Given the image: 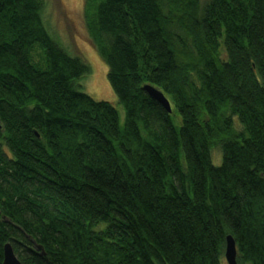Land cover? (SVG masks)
I'll use <instances>...</instances> for the list:
<instances>
[{"label": "trees", "instance_id": "1", "mask_svg": "<svg viewBox=\"0 0 264 264\" xmlns=\"http://www.w3.org/2000/svg\"><path fill=\"white\" fill-rule=\"evenodd\" d=\"M46 4L0 0V264H264V0H83L122 110Z\"/></svg>", "mask_w": 264, "mask_h": 264}, {"label": "rangeland", "instance_id": "2", "mask_svg": "<svg viewBox=\"0 0 264 264\" xmlns=\"http://www.w3.org/2000/svg\"><path fill=\"white\" fill-rule=\"evenodd\" d=\"M47 1V0H46ZM42 15L50 35L68 52L80 55L89 67V72L79 82L80 89L96 101H106L118 108L117 99L107 79V67L97 55L83 19V0H48ZM201 4L206 0H200ZM86 23V22H85ZM121 109V106H119ZM122 110V109H121ZM212 162L219 165L218 149L212 150ZM222 264H226L224 257Z\"/></svg>", "mask_w": 264, "mask_h": 264}, {"label": "water", "instance_id": "3", "mask_svg": "<svg viewBox=\"0 0 264 264\" xmlns=\"http://www.w3.org/2000/svg\"><path fill=\"white\" fill-rule=\"evenodd\" d=\"M143 89L148 93V95L151 98H153L156 102H158L167 113H171V107L169 101L159 90L149 85L144 86ZM223 256L226 261V264H237L235 243L233 238L229 235L225 239ZM2 264H20V262L14 255L10 244H6L3 247Z\"/></svg>", "mask_w": 264, "mask_h": 264}]
</instances>
